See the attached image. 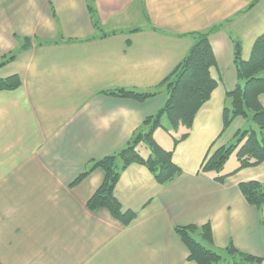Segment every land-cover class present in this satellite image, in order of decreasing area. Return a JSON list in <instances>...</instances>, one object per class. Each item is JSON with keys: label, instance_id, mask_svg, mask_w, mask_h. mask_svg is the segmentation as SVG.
Wrapping results in <instances>:
<instances>
[{"label": "crops", "instance_id": "crops-1", "mask_svg": "<svg viewBox=\"0 0 264 264\" xmlns=\"http://www.w3.org/2000/svg\"><path fill=\"white\" fill-rule=\"evenodd\" d=\"M217 24L210 41L218 86L175 147L173 160L183 173L161 185L146 166L133 163L115 195L137 218L125 226L106 208L91 211L87 202L104 172L70 183L93 159L148 129L143 121L165 103L162 82L194 44L192 33ZM263 32L264 0H0V59L17 54L0 67V78L17 74L22 82L0 90V262L197 264L175 227L207 223L217 250L233 243L264 258V206L250 204L239 188L264 182V162L223 182L202 171L213 143V149L230 144L251 125L236 118L223 132V111L232 106L228 92L243 83L233 40L242 41L248 60ZM24 38L30 46L22 48ZM118 88L156 95L139 102L106 93ZM175 135L154 132L166 149Z\"/></svg>", "mask_w": 264, "mask_h": 264}, {"label": "trees", "instance_id": "trees-1", "mask_svg": "<svg viewBox=\"0 0 264 264\" xmlns=\"http://www.w3.org/2000/svg\"><path fill=\"white\" fill-rule=\"evenodd\" d=\"M88 8L94 26L101 30L95 7L92 3H88ZM220 26L221 24H217L206 30L192 33L194 44L176 69L162 82L167 94L165 103L156 113L147 116L143 121L142 125L148 126V129L144 131L139 128L125 146L113 153L93 159L90 167L84 169L70 183L72 187L79 184L97 169L104 172L102 183L87 202V207L91 211L106 208L125 226L130 225L137 218L138 212L125 210L115 195V188L122 172L133 163L146 166L161 185L169 184L183 173V169L173 160L174 150L178 143L190 135L198 111L210 99L212 92L218 86V81L211 75V68L216 65V56L210 37ZM29 43L30 39L24 38L22 48L30 46ZM233 43L234 63L239 79L243 83H239L228 92L232 99V106L224 108L223 132L233 124L236 118H244L251 125L236 132L235 142L215 149H213L215 145L213 143L210 147L202 164V171H216L214 178L219 182H223L227 176L241 169L255 167L264 162V105L260 101V96L264 94V32L255 40L248 60L242 56V41L234 39ZM16 56L17 54H12L0 59V67ZM21 84L17 74L0 78V90H14ZM106 93L139 102H144L156 95L155 91H138L132 88H118ZM163 125L169 132L176 133L173 136V147L170 149L161 146L154 137L155 130ZM142 141H145L150 149L147 156L137 149ZM235 150L238 160L237 168L229 174L220 173ZM239 188L250 204L260 211L263 210L264 182L244 181L239 184ZM175 231L189 251L188 259L197 264H220L222 260L233 264H264V258L244 252L233 243H230L223 251L214 248L210 223L178 225Z\"/></svg>", "mask_w": 264, "mask_h": 264}, {"label": "rangeland", "instance_id": "rangeland-1", "mask_svg": "<svg viewBox=\"0 0 264 264\" xmlns=\"http://www.w3.org/2000/svg\"><path fill=\"white\" fill-rule=\"evenodd\" d=\"M165 121L164 122H166V119H164ZM253 124V123H252ZM253 126L254 127H256L254 124H253ZM158 129V132L159 131H161V132H163L164 134H167L168 133V131H166L165 130V127H164V125L162 126V127H159V128H157ZM156 129V130H157ZM166 132V133H165ZM261 139V138H260ZM232 142H235V140H233ZM162 146V145H161ZM137 149L139 150V152L141 151V153L143 154V155H145V156H147L148 154H146V149H149V147H148V144L145 142V141H142L139 145H138V147H137ZM150 150V149H149ZM148 150V151H149ZM234 165H236V167L238 166V160H237V156H236V150L231 154V156H230V158L227 160V162H226V164H225V166H224V168L221 170V172L220 173H224L225 171H228V169H233L235 166ZM242 170V169H241ZM240 171V170H239ZM214 173H217L216 171H213ZM238 172V171H237ZM220 264H233L232 262H226L225 260H222L221 262H220Z\"/></svg>", "mask_w": 264, "mask_h": 264}]
</instances>
